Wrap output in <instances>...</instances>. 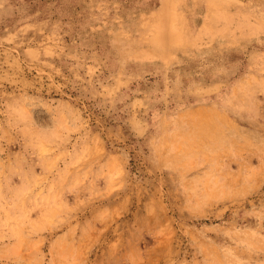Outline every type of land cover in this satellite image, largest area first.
<instances>
[{
  "label": "rangeland",
  "instance_id": "obj_1",
  "mask_svg": "<svg viewBox=\"0 0 264 264\" xmlns=\"http://www.w3.org/2000/svg\"><path fill=\"white\" fill-rule=\"evenodd\" d=\"M0 264H264V0H0Z\"/></svg>",
  "mask_w": 264,
  "mask_h": 264
}]
</instances>
